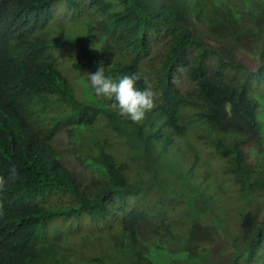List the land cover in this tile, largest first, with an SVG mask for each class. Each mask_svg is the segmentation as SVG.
Segmentation results:
<instances>
[{"label":"trees","instance_id":"16d2710c","mask_svg":"<svg viewBox=\"0 0 264 264\" xmlns=\"http://www.w3.org/2000/svg\"><path fill=\"white\" fill-rule=\"evenodd\" d=\"M101 63L151 83L142 123ZM263 85L264 0H0V264H264Z\"/></svg>","mask_w":264,"mask_h":264},{"label":"clouds","instance_id":"9594fccd","mask_svg":"<svg viewBox=\"0 0 264 264\" xmlns=\"http://www.w3.org/2000/svg\"><path fill=\"white\" fill-rule=\"evenodd\" d=\"M239 54L244 56L242 53ZM64 56L67 58L65 60L70 59V57L65 52H63L61 55L62 59H64ZM236 61L240 60L236 58ZM249 70L253 71L255 69L253 67L249 68ZM70 74H72L71 71L68 73V76L72 77L73 82L76 76L74 74L71 76ZM141 79L142 77L139 73H132L130 75H124L119 79L118 82H116L112 79V77L105 74V68L102 63L97 67V70L94 73H88L89 87L93 91L94 95L98 98H103L104 100L111 102L110 107L115 110L119 116L131 120L133 123L137 124L142 123L146 119L147 114L157 106L158 99L156 91L153 89V86L147 80V78H144L145 87L143 89L137 87V82ZM180 80H184L192 84L191 80L180 78L174 81L177 87V82ZM178 89L181 90L179 87ZM79 91L75 89L76 93ZM60 133L66 134L65 131L60 130L52 141L53 148L58 152L60 151L55 147L54 141ZM67 145H69V143ZM17 176L18 173L15 167L11 169L7 178H5L3 175H0V193H3L6 190L8 181L15 180ZM2 207L3 206L0 205V215H3Z\"/></svg>","mask_w":264,"mask_h":264},{"label":"rangeland","instance_id":"374dc122","mask_svg":"<svg viewBox=\"0 0 264 264\" xmlns=\"http://www.w3.org/2000/svg\"><path fill=\"white\" fill-rule=\"evenodd\" d=\"M236 58L238 60H240L243 64L248 66L249 68L256 67V64H257L256 61L251 60L248 56H245V55L241 56V54H239V52H237ZM64 59H67L66 56H64ZM70 75L72 76V74H70ZM177 84L181 90H185L191 86L190 83H188L184 80L178 81ZM74 87L77 91L80 90V88L77 84H74ZM69 142H70L69 137L64 133L58 134V136L55 138V141H54L55 147L57 148V150H59L61 152L60 155H61L62 165L67 170L75 173L78 176L79 180H82V182H88L87 180L83 179V177H85V176L88 177L87 172L82 169L83 167L81 166L78 159L74 156V154H72L68 150V148L70 147L69 146L70 144L69 145H67V144ZM229 218H230V225L234 229H236V222H235L234 215H231ZM212 247H213V249H216L218 247V243L215 241L213 243Z\"/></svg>","mask_w":264,"mask_h":264}]
</instances>
